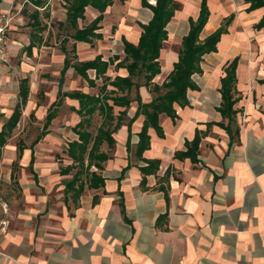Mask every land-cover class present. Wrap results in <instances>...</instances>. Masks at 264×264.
<instances>
[{
    "label": "crops",
    "instance_id": "1",
    "mask_svg": "<svg viewBox=\"0 0 264 264\" xmlns=\"http://www.w3.org/2000/svg\"><path fill=\"white\" fill-rule=\"evenodd\" d=\"M145 1L155 3V0ZM175 1L179 8L166 25L167 38L173 41L178 37L181 44L189 29V18L196 19L199 14L201 0ZM11 2L0 0V10L8 8ZM249 4L246 0H206L209 14L200 38L215 31L228 16L232 18L216 43V50L203 56L211 57L214 66L205 71L201 62L202 72L193 75L198 88L188 90L189 104L175 105L177 118L174 121L160 114L163 135L149 127V147L138 157L136 145L144 118L138 115L128 126L137 108L133 100L135 92L133 95L131 92L132 101L125 109L126 119L124 114L121 124L112 133L114 144L108 147L103 142L99 146V151L108 158L101 162V168L91 166L89 169L104 179L103 186L89 188L84 184L86 193L83 194V189L74 200L70 192L64 190V181V200L66 204L70 200L73 209L60 216L59 230L51 243H41L37 252L31 253L27 241L16 243L6 239L4 246L9 245V248L2 246L6 255L0 254V264H264V26H255L264 15V6L248 10ZM48 5L49 0H44L39 8L44 10ZM61 6L64 11L60 12L61 16L57 15L58 21L65 20L66 16V9ZM97 14L90 6L85 8L84 17L89 22ZM109 15L118 22L114 32L112 26H107ZM151 17V9L142 5V0H113L99 22L97 31L101 38L92 43L71 39L77 61L96 55L103 60L118 57L108 66L106 75L110 72L113 77L125 76V68H115L125 55L122 40L136 44L142 30L139 23H147ZM179 31H182L180 35ZM110 37L116 41L118 52L111 51L114 44ZM38 46L27 50L30 53ZM8 55L7 49V58ZM177 58L178 52L162 46L160 72L153 82L161 78V83ZM233 59L237 60L234 124L239 134L230 143V135L218 124L228 122L218 106L220 80L225 74L224 68ZM66 73L75 74L84 82V87L63 92H98V88L96 92L90 91L97 86H89L73 67L67 68L64 76ZM87 74L94 78L95 71L89 69ZM138 93L143 102L152 99L144 85L139 86ZM64 98L77 102L79 108L77 99ZM114 108L118 113L113 112V124L124 110V107L114 106L113 111ZM196 131L200 133L197 162L189 157H176L175 152L184 151L185 141H191ZM5 144L6 141L0 150ZM103 144L105 149H100ZM29 149L27 153L24 146L18 158L17 146L16 160L29 156V169L37 180L33 151ZM150 160L158 162L157 168L142 181L140 166ZM61 169L59 167V175H66ZM69 209L68 204L65 205V210Z\"/></svg>",
    "mask_w": 264,
    "mask_h": 264
},
{
    "label": "trees",
    "instance_id": "2",
    "mask_svg": "<svg viewBox=\"0 0 264 264\" xmlns=\"http://www.w3.org/2000/svg\"><path fill=\"white\" fill-rule=\"evenodd\" d=\"M29 1L34 5L35 9L30 13L24 10V13L30 18V41L27 46L28 49L32 46L40 45L43 42L42 32L46 28V24L41 21L38 11V8L43 6L44 0ZM63 1V6L66 9L64 22L69 25L73 32L62 39L60 46L62 52L66 55L60 73V84L66 69L73 67L76 73L87 80L89 86H97L98 88L96 94H86L80 91L63 93L58 91V97L68 96L79 101V108L76 112L81 119L73 126V131L77 135V139L69 141L65 148V153L71 159L72 163L61 169L62 174H67L72 167H79L74 174L75 176L65 181L64 188L66 192H70L74 200H77L84 189V184L89 188L103 186L104 179L96 171H90L89 169L91 166H95L98 169L101 168V162L108 158L106 153L99 151V146L103 142L108 147L114 144L112 133L121 124L125 109L130 106L132 101L130 94L132 90L134 89L135 92L133 100L137 102V108L133 118L128 121V126L136 116L142 115L144 118L141 130L138 132V142L136 145V155L140 157L142 152L149 147V135L147 133L149 127L154 128L158 135H163L159 124L160 114H165L174 121L177 118L175 105L183 107L189 104L187 97L188 90H196L198 88L193 80V75L202 72L201 62L203 61V56L216 50V43L221 34L226 32V27L232 16H228L215 31L204 38H200L201 30L209 14L206 0H201L199 14L196 19L189 18V29L181 39L177 61L173 63V67L166 78L158 84L153 82V78L160 72V49L168 36L166 25L174 12L179 8L178 2L175 0H155L154 4H150L142 0V5L151 9L152 17L147 23H139L142 30L136 44L125 39L122 40L125 55L122 60H119L115 64V68L123 67L126 69L127 74L125 76L116 75L110 77L106 75V71L108 66L118 57L103 60L100 55H96L89 60L71 63L67 56L68 51L64 43L68 38L87 43H92L94 39L101 38V33L97 31L100 28L99 22L103 18V12L112 4L113 0ZM119 1L123 2L125 0ZM246 1L250 3L247 8L248 10L264 6V0ZM87 6L97 10L98 14L88 24L79 26L78 20L84 19V12ZM64 22L58 21V27L63 26ZM255 26L258 28L264 26V15ZM70 51L73 52V56L75 57L74 44ZM236 62L237 60L233 59L224 68L225 74L220 80L221 84L219 88L221 102L218 106V111L223 118L228 119V122L226 125L222 123L218 124L223 126L230 135V143L239 134L238 127L234 124L236 112L233 108L236 101L234 97ZM89 69L95 71L94 78H90L87 74V70ZM96 79H100L99 85H97ZM140 85H144L153 94L149 102H143L141 100L138 93ZM28 92V78L25 77L19 83L18 100L13 112L0 130V147L5 143L6 138L16 126L22 108L27 101ZM55 102L46 115L44 131L40 133L38 138L45 133L47 126L55 116V110L53 109ZM114 106L124 107V110L119 112L113 124ZM95 114L100 117V124L96 129V133L93 134L86 129V125H90V120ZM199 141L200 133L196 131L191 141H185L184 145L186 149L184 151H176L175 156L178 158L189 157L192 162H197V147ZM127 144H129V139ZM23 149V144L19 143L18 158ZM157 163L156 160H150L147 161L145 166H140L143 174L142 181L146 174L156 170ZM83 171L87 172L88 178L85 183L82 181L77 183L76 177L83 173Z\"/></svg>",
    "mask_w": 264,
    "mask_h": 264
},
{
    "label": "rangeland",
    "instance_id": "3",
    "mask_svg": "<svg viewBox=\"0 0 264 264\" xmlns=\"http://www.w3.org/2000/svg\"><path fill=\"white\" fill-rule=\"evenodd\" d=\"M181 1V0H179ZM63 0H49L47 8L40 10V18L46 23V28L42 32V45L27 50L30 33V18L24 13H29L35 7L28 0H12L5 10L10 18V29L7 34V49L9 55L5 64L0 66V128L8 119L17 102V92L22 78H28L29 94L25 107L21 111V116L6 139V144L0 150V254L6 255L3 247H6V239L13 242H25L29 244L31 253L37 252V247L42 244H50L56 230H59L60 216L72 212L73 203L68 200L69 210H65L64 181L75 176L78 166L72 167L66 175H59V167L64 168L71 164L64 149L69 141L76 138L72 131L73 125L80 119L75 112L78 104L68 100L63 96L58 97L60 92L80 89L84 87V82L79 81L75 74L66 73L61 85L60 69L62 61L66 56L60 46L62 39L73 32L67 23L58 27V20L64 10ZM116 16L115 13L112 14ZM89 19L84 17L78 20V25L88 24ZM117 20L109 15L107 26H112V32ZM182 31L178 32V35ZM111 38V37H110ZM109 38V39H110ZM178 38V37H177ZM163 43L165 49H172L178 52L180 42L178 39ZM113 39L111 38V41ZM71 38L64 43L68 51L67 56L71 63L77 61L70 51L73 46ZM114 47L111 51L118 52L115 47L116 41H112ZM122 55V54H121ZM119 55V56H121ZM123 57V55L121 56ZM78 58V55H77ZM203 70L210 71L214 66L211 57L203 58ZM113 77V73L107 75ZM160 83L161 78H156ZM98 84L100 81L97 82ZM90 91H97V87ZM134 90L132 91V95ZM153 97V94L151 93ZM55 110V117L47 126L45 135H41L39 140L34 141L44 131L46 115L52 107ZM115 114L118 109L114 108ZM126 119V114L124 116ZM99 116L95 114L90 125L86 129L92 133L96 132L99 126ZM22 143L27 148V153L33 151V169L37 180L29 169V159L16 160L17 146ZM100 149H105L103 144ZM77 183L86 182L88 174L86 171L79 174ZM87 190L84 189L83 194Z\"/></svg>",
    "mask_w": 264,
    "mask_h": 264
},
{
    "label": "built area",
    "instance_id": "4",
    "mask_svg": "<svg viewBox=\"0 0 264 264\" xmlns=\"http://www.w3.org/2000/svg\"><path fill=\"white\" fill-rule=\"evenodd\" d=\"M10 29V18L7 12H0V63L7 58V34Z\"/></svg>",
    "mask_w": 264,
    "mask_h": 264
}]
</instances>
